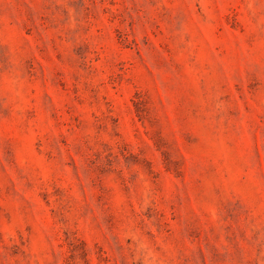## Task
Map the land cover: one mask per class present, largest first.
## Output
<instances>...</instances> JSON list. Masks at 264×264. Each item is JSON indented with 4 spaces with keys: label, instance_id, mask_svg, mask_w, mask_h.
Returning <instances> with one entry per match:
<instances>
[{
    "label": "rangeland",
    "instance_id": "obj_1",
    "mask_svg": "<svg viewBox=\"0 0 264 264\" xmlns=\"http://www.w3.org/2000/svg\"><path fill=\"white\" fill-rule=\"evenodd\" d=\"M0 264H264V0H0Z\"/></svg>",
    "mask_w": 264,
    "mask_h": 264
}]
</instances>
